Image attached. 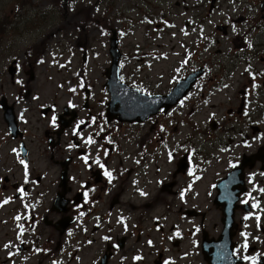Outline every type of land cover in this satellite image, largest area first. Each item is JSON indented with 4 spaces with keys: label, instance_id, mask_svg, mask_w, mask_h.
I'll return each instance as SVG.
<instances>
[{
    "label": "flooded vegetation",
    "instance_id": "1",
    "mask_svg": "<svg viewBox=\"0 0 264 264\" xmlns=\"http://www.w3.org/2000/svg\"><path fill=\"white\" fill-rule=\"evenodd\" d=\"M130 3L113 5L119 80L158 96L159 111L111 115L106 82L98 94L86 70L48 97L28 80L13 97L0 92V264H198V254L211 264L203 244L230 215L231 264H264V0ZM145 71L162 75L141 80Z\"/></svg>",
    "mask_w": 264,
    "mask_h": 264
},
{
    "label": "rangeland",
    "instance_id": "2",
    "mask_svg": "<svg viewBox=\"0 0 264 264\" xmlns=\"http://www.w3.org/2000/svg\"><path fill=\"white\" fill-rule=\"evenodd\" d=\"M15 1L19 0H0V92L13 97L22 88L17 84L28 80L33 92H41L48 97L59 82H64L65 86L72 85L78 71L83 68L88 83L99 94L106 81L105 72L111 64L109 48L112 33L103 27L106 24L117 27L120 22L114 18V0H21L20 4ZM116 1L124 8L131 4L130 0ZM122 24L123 28L133 26L136 32L143 31V22L132 24L123 20ZM156 42L172 44L171 38L166 42L152 40L154 45ZM151 48L159 49L160 46ZM85 55L86 61L83 60ZM37 56L44 60L32 65L33 57ZM17 63L21 67H18L21 71L17 76L11 75L8 69L5 71ZM166 64V61H161L156 66ZM31 65L35 79L26 73ZM128 67L131 68L132 63ZM140 74L143 76L139 78L146 81L162 75L148 71ZM201 119L197 118L198 121ZM201 204L207 208L206 203ZM217 210L208 211V217L219 221ZM174 221L175 217L169 218V223ZM151 236L160 240V233L155 230ZM198 264H204L201 254H198Z\"/></svg>",
    "mask_w": 264,
    "mask_h": 264
},
{
    "label": "water",
    "instance_id": "3",
    "mask_svg": "<svg viewBox=\"0 0 264 264\" xmlns=\"http://www.w3.org/2000/svg\"><path fill=\"white\" fill-rule=\"evenodd\" d=\"M110 55L112 58V62L110 66L107 68L106 74L108 76V81L106 83V86H108V89L112 96V102L110 103L111 107L117 111L123 109L124 110V112H122L123 115L134 116L132 118H137L139 116L148 115L150 113L148 110L149 106L152 107L153 112L159 111L163 103H156L155 100L159 98L158 96H155V97L145 96L144 97L143 95H140L136 90H132L131 88L126 87L125 84H122L120 82L118 62L121 57V52L118 49L117 37L115 33L111 37ZM189 89H190V86L183 87V88H180V86H178L177 88H175L174 92H177L178 98H181L189 91ZM119 90L123 92L128 91L129 97H131L129 100H131V102L123 103L124 105L123 104L115 105V103L119 101V99H121V97L123 96V92L122 94H119L118 92ZM3 104L5 105V101H3ZM167 105L168 107H170L172 103L169 102ZM143 113H146V114H143ZM230 220H232V215L228 216L226 219L225 218L223 219L226 226H225L223 234L221 235L218 241L209 242L206 239L203 244V252L205 254V258L211 264H231L229 260V257L231 256V252H230L231 249H229L227 245V238H230V228H231V225L229 222ZM233 263H234V260H233Z\"/></svg>",
    "mask_w": 264,
    "mask_h": 264
},
{
    "label": "snow or ice",
    "instance_id": "4",
    "mask_svg": "<svg viewBox=\"0 0 264 264\" xmlns=\"http://www.w3.org/2000/svg\"><path fill=\"white\" fill-rule=\"evenodd\" d=\"M73 91H74V89H73ZM53 122H54V121H53ZM81 123H83V121H81ZM77 127H79V126H77ZM86 142H87L88 144H92V143H94L95 141H94L91 137H89L88 140H87ZM84 159H85V162H87V159H88L87 156H85ZM97 162H99V161H97ZM21 163L25 164V167H27L25 161L22 160ZM101 167H103V165H101ZM105 175H107V176L109 177L110 180L112 179V173H111L110 171H105ZM19 191H20L21 193H24V189H23V188H20ZM259 191H260L261 193H264V188H260ZM9 199H10V198H9ZM249 199H250V200H255V197H252L251 194H249ZM8 202H9V200H5V201H4V203H8ZM248 202H249L248 200L243 201V203H245V204H248ZM251 207H253V208H260V203H259V201L257 200L255 203H253V204L251 205ZM248 218H250V217H245V219H248ZM17 219H20V217H17ZM256 219L259 221V220H260V217L257 216ZM22 231H23V229H22ZM177 235H179V233H177ZM248 235H249L248 233H244V236H245L246 238H247ZM106 239H107V237H106ZM257 239H258V238H257ZM149 243L151 244V241H149ZM243 247H244L245 249L248 248V242H247V239H245V243H244ZM135 259L139 260V259H141V257L137 256V257H135ZM244 259H245V260H252L253 264H257V258H256V257H248V256H245Z\"/></svg>",
    "mask_w": 264,
    "mask_h": 264
},
{
    "label": "trees",
    "instance_id": "5",
    "mask_svg": "<svg viewBox=\"0 0 264 264\" xmlns=\"http://www.w3.org/2000/svg\"><path fill=\"white\" fill-rule=\"evenodd\" d=\"M105 26H106V27H108V25H107V24H106ZM103 28H105V27H103Z\"/></svg>",
    "mask_w": 264,
    "mask_h": 264
}]
</instances>
